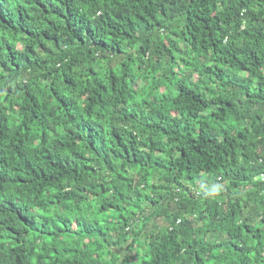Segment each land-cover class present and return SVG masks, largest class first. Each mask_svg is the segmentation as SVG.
Listing matches in <instances>:
<instances>
[{
	"label": "trees",
	"instance_id": "trees-1",
	"mask_svg": "<svg viewBox=\"0 0 264 264\" xmlns=\"http://www.w3.org/2000/svg\"><path fill=\"white\" fill-rule=\"evenodd\" d=\"M0 264H264V0H0Z\"/></svg>",
	"mask_w": 264,
	"mask_h": 264
}]
</instances>
